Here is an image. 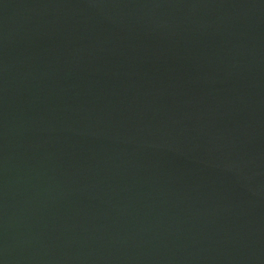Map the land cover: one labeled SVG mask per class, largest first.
I'll return each mask as SVG.
<instances>
[{
	"label": "water",
	"instance_id": "obj_1",
	"mask_svg": "<svg viewBox=\"0 0 264 264\" xmlns=\"http://www.w3.org/2000/svg\"><path fill=\"white\" fill-rule=\"evenodd\" d=\"M0 264H264V0H0Z\"/></svg>",
	"mask_w": 264,
	"mask_h": 264
}]
</instances>
